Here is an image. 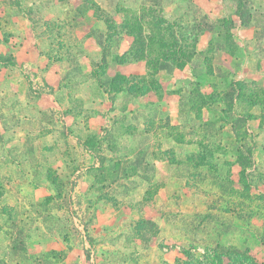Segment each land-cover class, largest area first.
Segmentation results:
<instances>
[{
    "label": "rangeland",
    "instance_id": "374dc122",
    "mask_svg": "<svg viewBox=\"0 0 264 264\" xmlns=\"http://www.w3.org/2000/svg\"><path fill=\"white\" fill-rule=\"evenodd\" d=\"M150 6L165 20L159 32L171 52L163 59L167 71L191 61L193 33L226 29L221 19L213 22L204 15L198 0L60 5L0 0V264H264V164L253 171L252 147L240 129L244 117L225 115L239 133L222 163L213 159L219 153L209 147L213 142H199L202 148L194 151L180 147L178 155L166 146L160 152L140 147L141 117L148 129L154 127L145 115L152 114L151 108L118 113L126 107V96L100 127L91 119V112L103 109L100 88L110 94L129 84L132 94L143 88L140 79L117 78L110 65L81 71L72 46L79 16L91 7L101 17L110 55L116 34L126 33L118 9L133 13L140 8L148 18ZM48 12L60 19H45ZM29 27L39 36L37 49L48 57L51 84L42 63L34 68L15 61L16 31ZM97 35L102 42L104 35ZM209 58L196 54L191 67L197 80L181 87L185 124L186 98L200 96L198 84L213 70ZM149 70L155 72L150 65ZM219 76L215 91L222 90L230 106L228 75ZM148 85L155 86L149 80ZM203 99L197 98L196 105ZM112 109L109 104L103 110ZM200 116L196 121L203 136ZM158 122L167 125V117L159 115ZM156 154L171 159L164 179L155 178ZM97 212L102 213L98 221ZM15 238L24 241L25 253L12 249Z\"/></svg>",
    "mask_w": 264,
    "mask_h": 264
},
{
    "label": "crops",
    "instance_id": "0c3cea01",
    "mask_svg": "<svg viewBox=\"0 0 264 264\" xmlns=\"http://www.w3.org/2000/svg\"><path fill=\"white\" fill-rule=\"evenodd\" d=\"M34 2L60 5L73 3L76 0H29L31 4ZM198 2L207 18L213 22L221 19L226 23V29L223 27L221 31H216L214 28L204 27L198 30L197 34L193 33L194 55L191 61L186 62L182 68H174L171 71L159 69L153 74L146 60L133 59L129 55L132 44L125 32L116 34L117 41L111 49L112 56H110L105 49L104 21L91 7L84 8L78 19V27L73 31L74 35H78V40L72 45L78 52L76 57L78 63H81V71L88 73L98 63L110 65L114 74L123 76L130 83H133L135 78L140 79L143 88L140 93L135 94L129 91L130 84L113 90L111 94L110 91H106L107 89L100 88L102 95L98 97L99 108L104 109L110 104L113 109L108 113L103 109L93 111L90 115L91 119L96 120V124L100 127L109 114L116 113L118 100L126 96V107L118 113L132 115L136 111H142L144 107L151 108L152 114L145 115L153 119L151 123L154 127L148 129L144 123L145 120L141 117L140 147L144 146L146 149L150 147V150L160 152L158 150H163L166 146L173 149L171 153L175 151L178 155L180 147L191 148L194 151L196 148L199 150L202 148L199 142H202L203 146L213 142L209 147L219 150L217 157L213 159L222 163L228 160L227 152H230L229 147L233 146L230 142L233 140L237 144L236 138L239 133V128L234 121L225 119V115L232 114L235 118L244 117L245 121L240 129L250 141L252 147L250 158L253 162V171H256L257 164H264V0H198ZM45 17V19L50 17L60 19L58 15L55 16L49 12ZM29 28L16 31L15 61L27 62L34 68L37 62L42 63L44 79L51 84L52 70L48 57L41 52V49H37L36 43L39 36L32 28ZM97 33L104 35L102 42L101 37H97ZM222 36L224 39L221 40ZM200 53L209 54L213 70L208 77L202 78L201 84H198L199 97L204 98L203 101L196 105L195 100L199 98L198 96L189 94L186 98L188 105L185 114L188 115L189 123L185 124L182 110L185 98L181 87L187 82L191 84L197 80L192 72L191 62L195 61L196 54ZM220 72L228 75L225 81L231 89L230 106L227 104L225 93L222 90L215 91L217 83H220L217 81L221 78L218 77ZM148 80L155 86H149ZM163 89L165 92H162ZM162 93H165L164 96ZM197 113L203 120L201 122L204 126L203 136H199L202 128L196 121ZM161 114L167 117L168 124L165 126L159 125L158 116ZM135 131L134 129L133 132ZM180 132L184 133L183 136ZM224 133L229 140L224 138L226 136L223 135ZM148 134H150V140L145 139L144 135ZM129 136L132 138V133H129ZM170 160L166 156L157 154L152 157L156 179L166 177L167 169L171 165ZM231 161L235 164L238 162L234 155ZM101 215L102 213L97 212V221Z\"/></svg>",
    "mask_w": 264,
    "mask_h": 264
},
{
    "label": "trees",
    "instance_id": "16d2710c",
    "mask_svg": "<svg viewBox=\"0 0 264 264\" xmlns=\"http://www.w3.org/2000/svg\"><path fill=\"white\" fill-rule=\"evenodd\" d=\"M153 4L156 5V2ZM118 11L124 14L123 27L133 44L129 55L133 59L146 60L150 67L155 68V71L167 69L168 66L163 59L168 58L171 52L168 48L169 45L160 37V26L165 23L162 16H159V14L156 15L152 6H150L147 12L149 19L145 17L146 12H142L140 8L137 12L133 13H129L126 9H118ZM130 14L133 15L132 21V17L129 18ZM145 31H147V34ZM177 66H179V64H177ZM116 76L119 79H124L121 75L116 74ZM21 233V231L16 232L17 235ZM11 244L13 250L23 251V253H25L26 248L23 240L15 238L11 240ZM218 260L220 263L221 259Z\"/></svg>",
    "mask_w": 264,
    "mask_h": 264
}]
</instances>
